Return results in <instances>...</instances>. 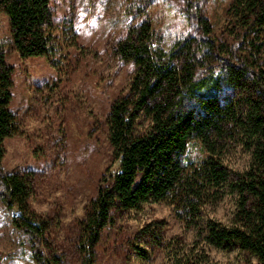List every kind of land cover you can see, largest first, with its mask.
<instances>
[{
	"label": "trees",
	"instance_id": "1",
	"mask_svg": "<svg viewBox=\"0 0 264 264\" xmlns=\"http://www.w3.org/2000/svg\"><path fill=\"white\" fill-rule=\"evenodd\" d=\"M152 1L123 0L124 17L145 16ZM202 1H189L185 11L195 34L165 47L145 18L114 48L135 73L110 107L109 144L119 168L100 181L80 222L84 264H94L126 213L166 203L188 228L196 227L204 208L222 201L227 189L237 196L232 223L210 220L204 241L220 250L238 248L264 264V0H233L221 30L205 16ZM0 13L22 58L45 57L59 74L69 66L66 47L78 49L76 35L72 24L57 21L51 0H0ZM60 31L68 35L66 47ZM13 75L0 50V160L5 140L20 133L11 109ZM234 144L250 154L242 171L226 164ZM34 187L32 171L0 175V199L18 209L12 221L29 240L32 259L50 264L43 246L47 221L30 206ZM123 243L144 261L157 250L172 264H213L203 248L167 240L158 223L128 233Z\"/></svg>",
	"mask_w": 264,
	"mask_h": 264
},
{
	"label": "rangeland",
	"instance_id": "2",
	"mask_svg": "<svg viewBox=\"0 0 264 264\" xmlns=\"http://www.w3.org/2000/svg\"><path fill=\"white\" fill-rule=\"evenodd\" d=\"M189 1L195 0H153L145 16L127 19L123 0H51L57 21L63 27L73 25L78 43V49L68 48V35L57 33L70 58L61 74L45 57L22 58L13 47L8 19L0 13V50L14 68L11 109L20 121V133L5 140L0 175L34 173L30 206L47 221L43 246L50 264H84L80 222L100 181L119 168L109 144L107 120L113 101L128 91L135 66L115 54L117 42L145 18L161 33L165 47L195 34V24L185 13ZM232 1H202L216 30L223 28ZM232 146L226 164L242 171L250 154ZM236 209L237 196L227 189L223 200L207 205L197 226L188 228L166 203L146 204L118 221L121 230L99 247L94 264H172L157 250L149 251L152 257L144 261L123 243L128 233L155 223L164 227L167 240L183 239L188 249L203 248L213 264H258L238 248L220 250L204 241L208 222L231 225ZM17 214V208L7 209L0 199V264H38L31 257L29 240L13 224Z\"/></svg>",
	"mask_w": 264,
	"mask_h": 264
}]
</instances>
